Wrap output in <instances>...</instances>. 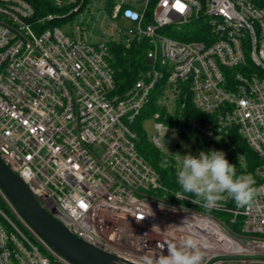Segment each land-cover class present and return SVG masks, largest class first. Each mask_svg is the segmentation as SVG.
Segmentation results:
<instances>
[{
	"label": "built area",
	"instance_id": "1",
	"mask_svg": "<svg viewBox=\"0 0 264 264\" xmlns=\"http://www.w3.org/2000/svg\"><path fill=\"white\" fill-rule=\"evenodd\" d=\"M46 1L59 12L35 18L26 0H0L6 165L72 234L124 263L167 255L193 234L209 244L202 264H264V0H96L105 6L97 14L91 0ZM87 13L94 24L101 14L116 23L98 43L89 42ZM144 41L150 68L116 94L109 43ZM161 84L162 109L167 92L180 96L188 87L194 107L209 116L189 119L192 131L219 138L236 129L260 157L254 178L262 191L250 207L229 209L221 200L206 208L181 193L177 201L160 195L167 190L137 152L131 125ZM153 118L151 141L161 150L167 126L160 112ZM0 198L14 218L0 209V264H69L1 190Z\"/></svg>",
	"mask_w": 264,
	"mask_h": 264
},
{
	"label": "trees",
	"instance_id": "2",
	"mask_svg": "<svg viewBox=\"0 0 264 264\" xmlns=\"http://www.w3.org/2000/svg\"><path fill=\"white\" fill-rule=\"evenodd\" d=\"M35 9V18L47 14H55L59 11L55 9L46 0H26ZM71 17L65 20H56L52 22V26H62L66 22L70 21ZM173 38L185 40L186 38L171 35ZM198 38V37H192ZM148 48L147 42H132L130 46H126L122 42L109 43L110 51V65L114 70L115 80V93L118 95H124L128 92L141 74L146 72L150 66L146 60V51ZM164 85H158L150 95L149 102L145 105L140 115L132 123L131 128L135 133V144L137 152L143 157L152 169L159 176L161 184L167 190L166 193H160L161 196L166 197L171 201H177L175 198L176 193H181L195 199L191 194L183 193L177 184V173L179 167L174 159L169 162L164 160L162 152L154 146L152 141L147 137L144 131V122L147 119L153 118L155 113L160 112L159 121L164 125L178 126L180 125L182 130L179 131L181 138L185 141L189 140L188 132L192 133L188 122L189 119L205 121L209 119V116L198 111L192 102V96L188 87H182V92L177 100V110L174 115L166 112L158 104V100ZM215 143L223 145L227 152L229 163L236 166L237 174L251 173L255 175L256 168L261 165L262 160L260 157L250 148L245 139L238 133L236 129L228 132L225 137L215 138ZM203 143H200L202 146ZM239 153H241L245 166L238 159ZM225 204L229 209H242L237 207L235 203L230 199H225ZM217 216L223 215L225 219H229V215L222 213H215ZM242 224V219L238 217L235 225V229L239 230Z\"/></svg>",
	"mask_w": 264,
	"mask_h": 264
},
{
	"label": "clouds",
	"instance_id": "3",
	"mask_svg": "<svg viewBox=\"0 0 264 264\" xmlns=\"http://www.w3.org/2000/svg\"><path fill=\"white\" fill-rule=\"evenodd\" d=\"M177 184L183 193L195 198L193 203L202 201L206 208L215 207L225 199L232 200L240 208L250 207L262 191L255 187L256 180L251 173L237 174L236 166L229 163L222 151H201L196 156H183ZM171 210L175 211L174 208ZM207 247V242L189 234L177 244L169 245L167 255L163 251L158 255H146L144 264H202L201 249Z\"/></svg>",
	"mask_w": 264,
	"mask_h": 264
},
{
	"label": "water",
	"instance_id": "4",
	"mask_svg": "<svg viewBox=\"0 0 264 264\" xmlns=\"http://www.w3.org/2000/svg\"><path fill=\"white\" fill-rule=\"evenodd\" d=\"M166 143H171L167 139ZM180 148V145H176ZM0 190L23 220L69 264H130L72 234L40 204L28 185L0 156Z\"/></svg>",
	"mask_w": 264,
	"mask_h": 264
},
{
	"label": "rangeland",
	"instance_id": "5",
	"mask_svg": "<svg viewBox=\"0 0 264 264\" xmlns=\"http://www.w3.org/2000/svg\"><path fill=\"white\" fill-rule=\"evenodd\" d=\"M91 2H92L91 10H94L93 12L95 14L100 12V10L105 7L104 4L96 6V0H91ZM80 19H82V16L79 18V20ZM85 19L91 21L90 13L85 14ZM99 19L100 20L98 21V23L94 24V22L91 21L88 26L89 32H92L94 35V37H90L89 39L90 43H98L102 41L104 39L103 32H107V33L110 32L111 29L116 25L114 20H111L110 17H107L104 14H101ZM121 26H124V24H121ZM117 40L120 41L119 38H117ZM166 97L168 98V102L162 107H164L163 109H165L166 112L170 113L171 115H174L177 110L176 99L179 98V94L174 95V93L169 91L166 93ZM154 124H155L154 118H150L147 119L143 125L144 131L150 140L157 134ZM166 126L167 128L162 133V137H161L162 149L160 150L166 162H169L171 159H174L177 163V166L180 168L183 156L188 154H192L196 156L201 151L205 153H208L210 151H222L225 153V157L229 161L225 147H223V145H219L215 143V138L204 137L195 132H193V134L188 132L189 140L185 141L181 138L180 133L173 132L170 130V128L173 129L176 126H169V125ZM167 139L171 140V143H166ZM200 143H203L202 146L200 145ZM178 144L180 145V148L176 147V145ZM238 159L240 160V162H242V165L245 166L241 153H239ZM0 209H2L12 219H14L7 205L1 200V198H0ZM220 218L225 219L223 215H221Z\"/></svg>",
	"mask_w": 264,
	"mask_h": 264
}]
</instances>
